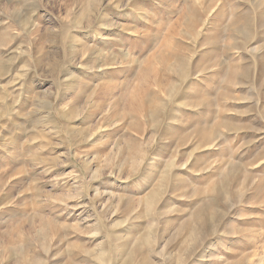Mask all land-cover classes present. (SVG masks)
Masks as SVG:
<instances>
[{"label":"rangeland","instance_id":"374dc122","mask_svg":"<svg viewBox=\"0 0 264 264\" xmlns=\"http://www.w3.org/2000/svg\"><path fill=\"white\" fill-rule=\"evenodd\" d=\"M147 261L264 264V0H0V264Z\"/></svg>","mask_w":264,"mask_h":264},{"label":"bare ground","instance_id":"6f19581e","mask_svg":"<svg viewBox=\"0 0 264 264\" xmlns=\"http://www.w3.org/2000/svg\"><path fill=\"white\" fill-rule=\"evenodd\" d=\"M181 60H179V62H180ZM178 62V63H179ZM182 62V61H181ZM180 62V63H181ZM179 63V67L177 68V71H178V75H180V77H183V76H185V74H186V69H185V66H184V64L182 63V64H180ZM174 67V66H173ZM172 68V67H171ZM186 70V71H185ZM177 75V76H178ZM156 197H157V194H155V193H153L151 196H149L148 197V203L152 206V204L154 205V202L156 201ZM201 220V219H200ZM194 238V237H193ZM146 241V240H145ZM144 264H150V262L149 261H147V263L146 262H144Z\"/></svg>","mask_w":264,"mask_h":264}]
</instances>
